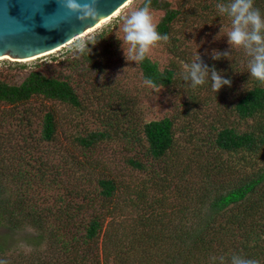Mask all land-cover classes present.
<instances>
[{"label": "trees", "instance_id": "16d2710c", "mask_svg": "<svg viewBox=\"0 0 264 264\" xmlns=\"http://www.w3.org/2000/svg\"><path fill=\"white\" fill-rule=\"evenodd\" d=\"M188 1H183L190 10L184 14L188 20L202 18L207 10L217 14V4L231 2L192 0L189 7ZM145 4L163 10L157 31L169 37L172 54L182 52L187 44L171 31V23L182 15L180 9L167 0L150 4L144 0L141 6ZM254 6L264 15V0H254ZM89 47L90 55L75 51L61 68L40 65L18 84L0 78V103L6 105L1 126H26L28 134H39V145L53 142L58 121L51 104L83 108L84 96L75 86L74 73L98 68V58L109 50ZM138 64L143 78L154 86L180 84L175 68L161 70L147 56ZM211 82L208 75L205 83L210 88ZM240 83L236 98L219 102L215 114L206 119L201 102L193 96L197 86L192 82L180 84L187 98L178 118L164 116L140 125L107 102L106 109L115 115L111 121L103 117L105 106L99 104L94 111L101 126L72 136L75 152L58 161L47 158L43 150L27 158L30 149L20 154L13 151L14 145L1 142L0 153H6L9 163H0V194L6 176L21 177L20 186H25L24 196L0 199V221L9 227L29 222L38 233L25 237L31 247L25 254L9 252L0 243V260L7 264H233L235 257L264 264V82L252 77L246 67ZM32 100L40 105L34 112L35 132L29 130L34 122ZM122 139L126 149L135 151L123 160L128 171L123 178L119 170H106L103 160L86 155L99 145ZM64 162L71 167L69 187L63 185L60 163ZM52 173L56 176L49 179ZM41 183L47 193L59 191L53 196L60 216L53 220L54 232H46L49 217L31 204ZM85 208L91 212L81 223L75 214ZM121 209H129V215L118 214ZM45 238L48 254L38 258L37 247Z\"/></svg>", "mask_w": 264, "mask_h": 264}, {"label": "rangeland", "instance_id": "374dc122", "mask_svg": "<svg viewBox=\"0 0 264 264\" xmlns=\"http://www.w3.org/2000/svg\"><path fill=\"white\" fill-rule=\"evenodd\" d=\"M143 1L132 0L125 7L121 8L116 16H113L90 33L74 39L70 44L61 47L51 54L29 61L19 60L16 62L14 59H0V78H5L10 83L18 84L30 70L36 69L40 65L48 64L53 68H61L64 60L67 57L73 56L76 51L75 44L79 41L95 40L98 41L95 44L98 50H102L106 46L109 49L98 58V68L77 70L74 73V78L76 79L75 86L79 90V93L84 96L83 108L70 109L63 103L51 104L50 107L54 109L58 121V131L56 139L53 142L39 145V134H28L26 126L21 127L12 123L5 128L0 124V143L6 142L14 145L13 151L18 150L20 154L25 149H30L31 151L25 154L27 158L30 155L34 158L38 152L43 150L47 151V154H44L47 158L53 157L58 161L60 156L67 157V152H75L72 136L84 134L87 130L101 126L97 113L94 111V108L99 104H103L102 107L105 106L103 117L108 116L111 121L114 120L112 117L115 115H113L112 110L106 109L107 102H111L114 108L123 109L125 116L134 117L135 121L140 123V125L145 121L161 119L164 116L178 118V116H181L184 107L182 100L183 98H187L186 95V97H183L181 94L183 85L180 84L191 82L190 78L186 80L184 76L188 74L189 66L193 62H202L207 65L210 78L211 69L215 68L221 76H230L232 81L231 87L227 86L224 90L222 88L217 93L207 83L197 85L196 90H193L194 95H191L196 98L198 97V101L201 102L202 117H205V119L211 118L212 114L216 112V107H220L219 105L217 106L219 102L223 103L236 98L241 91L240 77L243 70L248 67V64L246 65L245 63L249 62L248 57L251 58L250 61L253 59L252 55L248 54V50L243 46H235L229 43L227 33L232 30L230 17L226 14L222 15L219 12L216 14L213 10H207L203 12L205 15L202 18L188 20L184 17V14L190 10L186 9L183 3L184 0L167 1L171 7H178L182 12L181 17L171 23V31L180 36L187 46L183 48L182 43L181 48H183V51L178 50L176 54H172L169 51L167 42L160 41L152 46L146 54L151 61L157 63L161 70L167 67L175 68L180 84L154 86L146 83L138 62L126 59L121 46L122 41L117 38V35L121 37L124 35L122 31L124 18L130 15L132 11L139 10L142 7ZM191 1H188L187 6L190 7ZM150 11L153 13L155 22L157 23L163 15V10L150 8ZM125 47L129 46L125 45ZM215 52H227L228 56L222 55L220 59H214L213 54ZM129 55L131 56V53ZM197 58H199L198 61ZM43 70L46 72V70L49 71V68ZM234 80L237 86H233ZM31 104L34 122L29 127V130L35 132L38 127V116L34 112L40 108V105L38 104V100H32ZM3 109H6V105L0 103V116ZM122 142L123 139L119 142L112 140L108 142L109 144L97 146L93 153L90 151L86 152V155L103 160L106 170L109 171L112 168L119 170L120 174H122L120 176L123 178L126 176L125 174H128L123 160L125 157L134 154L135 151L132 148L126 149ZM4 157H6V153H0V163L5 162V160L9 163L8 156L6 157L7 159ZM32 160L31 164H33ZM55 160L52 161L54 162ZM60 164L64 168H61L63 185L69 187L67 180L69 179L68 176H70L69 173H71V167L69 164H65V162L64 164ZM50 176L49 179H52L56 176V173H52ZM58 179L57 177L56 182ZM2 182L3 192L0 194V199L3 197L14 198L19 195L24 196L23 187L25 185L20 186L22 182L21 177L6 176L2 178ZM41 186L42 183L41 185L37 184L38 189ZM56 187H58L57 184ZM32 188H36V185L32 186ZM58 194V190L50 194L46 192L44 187H41L34 202L31 203L29 200V203L36 206V210L49 217L45 219L47 226L50 225L46 227V232H54L53 220L56 217H60L55 208L59 203L53 200V196H58ZM71 210L75 212L73 207H71ZM90 212V210L85 208L78 214L76 213L75 217L83 223L89 218ZM118 214L129 215V209H121ZM106 220L108 219L106 218L105 222ZM78 229L81 230V226ZM36 233H38V230L29 222H25L19 225V227H9L4 220L0 221V243L9 252H21L24 254L28 252L31 247L27 245L25 237ZM47 240L45 238L39 243L37 247L38 258H43L42 256L45 257L48 254ZM99 242L102 244L101 239Z\"/></svg>", "mask_w": 264, "mask_h": 264}, {"label": "clouds", "instance_id": "9594fccd", "mask_svg": "<svg viewBox=\"0 0 264 264\" xmlns=\"http://www.w3.org/2000/svg\"><path fill=\"white\" fill-rule=\"evenodd\" d=\"M37 6L39 0H35ZM60 12L58 15L45 19L44 26L49 28L58 27L60 24L69 21L72 16L81 22L96 21L102 16L100 0H57ZM151 0H149V4ZM220 14H227L231 18L232 30L227 33L229 43L235 46H243L252 55L248 68L251 76L264 82V15L259 8L254 6V0H231L227 5L217 4ZM55 18V23L51 21ZM19 23V22H17ZM20 24V23H19ZM25 27L23 24H21ZM122 31L124 35L117 38L122 41V49L125 57L135 62L145 59L150 48L157 42H167L169 37L161 35L157 31L155 17L147 4L139 10L132 11L123 21ZM98 41L88 43L79 41L75 44L78 54L87 53L90 55L89 44L95 45ZM128 45L129 47H125ZM131 53V56L129 55ZM228 56L227 52L213 54L214 59L221 56ZM199 58H197V61ZM209 74L208 66L202 62H193L188 69V74L184 79H191L192 86L202 85L206 82ZM103 79V77H101ZM211 88L214 92H219L224 85L231 86L232 81L221 76L215 68L211 69ZM152 84L151 80L146 81ZM0 264H7V261L0 260ZM233 264H259L255 259L233 258Z\"/></svg>", "mask_w": 264, "mask_h": 264}, {"label": "water", "instance_id": "95a60500", "mask_svg": "<svg viewBox=\"0 0 264 264\" xmlns=\"http://www.w3.org/2000/svg\"><path fill=\"white\" fill-rule=\"evenodd\" d=\"M125 1L100 0L102 16L98 20L81 22L72 16L58 27L49 28L44 22L59 14L57 0H39L38 6L35 0H0V57L30 58L55 49L113 14ZM51 22L55 23V18Z\"/></svg>", "mask_w": 264, "mask_h": 264}, {"label": "bare ground", "instance_id": "6f19581e", "mask_svg": "<svg viewBox=\"0 0 264 264\" xmlns=\"http://www.w3.org/2000/svg\"><path fill=\"white\" fill-rule=\"evenodd\" d=\"M131 1H132V0H126V1L124 2V4H123L121 7H119L116 11H114L113 14L101 18V19H100V20H99L94 26H92V27L86 29L82 34L76 36L75 38H73L72 40L68 41L67 43H65V44H63V45H61V46H59V47H57V48H55V49H52V50H50V51H46V52H44V53H42V54H39V55H36V56L30 57V58L14 59V60H18V61H19V60H20V61H21V60H22V61H29V60H33V59H36V58H39V57H42V56H45V55L51 54L52 52H55L56 50L60 49L61 47H64L65 45L70 44L71 42H73L74 39L80 38V37H82V36H84V35L90 33L91 31L95 30L97 27H99L100 25H102L103 23H105L106 21H108V20H109L110 18H112L113 16H116V15L120 12L121 8L125 7V6H126L127 4H129V2H131ZM0 59L2 60V59H12V58L9 57L8 55H4V56H1Z\"/></svg>", "mask_w": 264, "mask_h": 264}]
</instances>
